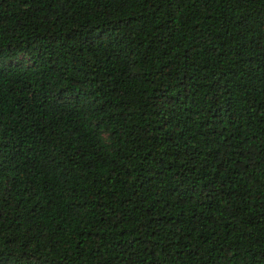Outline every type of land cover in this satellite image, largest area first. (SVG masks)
Listing matches in <instances>:
<instances>
[{
	"label": "trees",
	"instance_id": "1",
	"mask_svg": "<svg viewBox=\"0 0 264 264\" xmlns=\"http://www.w3.org/2000/svg\"><path fill=\"white\" fill-rule=\"evenodd\" d=\"M0 264H264V0H0Z\"/></svg>",
	"mask_w": 264,
	"mask_h": 264
}]
</instances>
